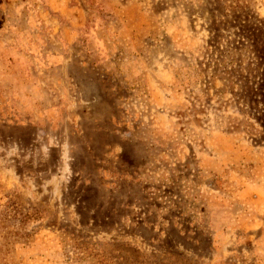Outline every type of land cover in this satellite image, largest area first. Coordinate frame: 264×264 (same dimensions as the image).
Returning <instances> with one entry per match:
<instances>
[{
  "label": "rangeland",
  "instance_id": "1",
  "mask_svg": "<svg viewBox=\"0 0 264 264\" xmlns=\"http://www.w3.org/2000/svg\"><path fill=\"white\" fill-rule=\"evenodd\" d=\"M0 264H264V0H0Z\"/></svg>",
  "mask_w": 264,
  "mask_h": 264
}]
</instances>
